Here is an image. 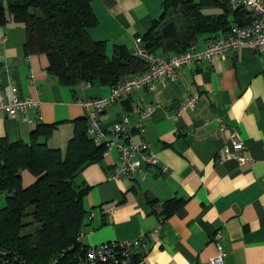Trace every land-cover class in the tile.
<instances>
[{"label": "crops", "instance_id": "0c3cea01", "mask_svg": "<svg viewBox=\"0 0 264 264\" xmlns=\"http://www.w3.org/2000/svg\"><path fill=\"white\" fill-rule=\"evenodd\" d=\"M161 2L91 0L96 23L85 32L91 40L130 50L134 38L157 17ZM227 20L235 24L231 15ZM226 32L201 35L189 47L201 50ZM24 37L21 24L0 25V82L6 100L13 86L19 97L37 100L38 110L13 119L0 113V138L27 142L40 123L48 126L46 144L64 148L75 121L83 120L81 102L107 96L110 86L94 80L71 90L58 83L46 73L44 55L24 52ZM193 93V102L179 111ZM143 106H150V112L140 116ZM123 118L128 137L146 143L156 163L131 178L112 180L118 152L110 147L77 173L74 181L85 187L82 206L87 212L80 244L140 243L141 238L137 251L146 264H208L215 253L211 235L217 230L223 264H264V55L239 47L208 62L179 66L172 79L159 80L152 89L129 92L99 113L102 143L113 139L111 127ZM232 132L242 150L227 157Z\"/></svg>", "mask_w": 264, "mask_h": 264}, {"label": "trees", "instance_id": "16d2710c", "mask_svg": "<svg viewBox=\"0 0 264 264\" xmlns=\"http://www.w3.org/2000/svg\"><path fill=\"white\" fill-rule=\"evenodd\" d=\"M91 0H0V25L11 21L24 29L23 49L46 58L45 71L71 90L81 82L99 81L113 86L141 72L145 64L117 43L91 40L85 29L95 25ZM216 8V12L206 9ZM231 15L243 26L251 15L239 7L231 10L226 0H162L160 11L140 37L146 50L181 52L205 34L227 31ZM172 22L177 38L165 39L160 28ZM86 121L76 120L64 151L44 140L47 125L38 123L29 140L8 142L0 138V247L17 253L27 264H49L69 247H78L79 230L86 217L82 206L85 187L75 183L77 173L104 151L86 134ZM42 137V140L39 138ZM22 169L34 177L20 184ZM28 211V212H27ZM33 232L20 233L28 223ZM58 259L55 264H63Z\"/></svg>", "mask_w": 264, "mask_h": 264}, {"label": "built area", "instance_id": "2783aa9c", "mask_svg": "<svg viewBox=\"0 0 264 264\" xmlns=\"http://www.w3.org/2000/svg\"><path fill=\"white\" fill-rule=\"evenodd\" d=\"M231 9L244 8L251 15V21L243 26L232 24L226 34L214 38L201 50L191 46L170 57H165L146 50L140 37H135L130 48L131 54L145 64L144 70L132 74L111 86L105 97L89 98L81 102L85 109L86 134L94 144L101 143V130L98 127V115L103 108L129 92L146 87L152 89L154 84L162 79H172L175 69L191 63L208 62L213 55L223 56L234 52L239 47L264 55V0H226ZM80 86L88 85L81 82ZM11 97L5 99L0 82V113L13 119L17 114L25 115L29 110L37 111L39 102L26 97H19L13 86H10ZM195 94L182 100L179 111L193 102ZM150 112V106H143L137 114L142 116ZM123 118L111 127L113 139L104 142V150L115 147L118 152V163L111 169V179L118 177L131 178L141 167L155 165L156 159L148 150L146 143L136 144L128 137V128ZM121 138L122 140H118ZM230 149L225 148V155H236L242 150V142L235 132L230 134ZM238 161L242 159L237 157ZM165 170V167H162ZM264 187V177L261 180ZM155 232V230H153ZM220 233L216 230L211 235L215 253L208 258V264H223L225 252L219 244ZM142 239L140 238V243ZM139 240H114L91 245L69 247L59 256L50 261L55 264L63 259V264H146L145 256L137 251ZM0 264H27L17 253L0 247Z\"/></svg>", "mask_w": 264, "mask_h": 264}, {"label": "rangeland", "instance_id": "374dc122", "mask_svg": "<svg viewBox=\"0 0 264 264\" xmlns=\"http://www.w3.org/2000/svg\"><path fill=\"white\" fill-rule=\"evenodd\" d=\"M48 147L50 148H56V147H59L61 149H64L63 148V144H59V146H56V144L52 143V142H47L46 144ZM66 146V145H65ZM19 180H20V184L22 186H26V185H29V183H31L34 179V177L32 176L31 173H29V171L27 169H22L20 172H19ZM3 193L0 192V206L3 204ZM28 212V211H27ZM31 220V217L29 215H26L23 217V221L28 223L25 227H23L21 230H20V233L21 234H24V233H27V232H33V230L35 229L36 227V224L34 223H29V221Z\"/></svg>", "mask_w": 264, "mask_h": 264}, {"label": "water", "instance_id": "95a60500", "mask_svg": "<svg viewBox=\"0 0 264 264\" xmlns=\"http://www.w3.org/2000/svg\"><path fill=\"white\" fill-rule=\"evenodd\" d=\"M160 33L163 38H177L176 30L172 22L165 23L160 28Z\"/></svg>", "mask_w": 264, "mask_h": 264}]
</instances>
